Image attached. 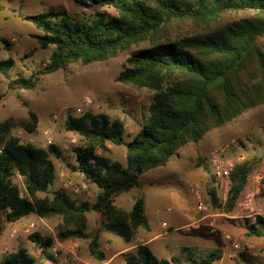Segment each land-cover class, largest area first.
Instances as JSON below:
<instances>
[{"label": "trees", "instance_id": "16d2710c", "mask_svg": "<svg viewBox=\"0 0 264 264\" xmlns=\"http://www.w3.org/2000/svg\"><path fill=\"white\" fill-rule=\"evenodd\" d=\"M76 3L81 7L76 15L65 8L19 14L41 32L33 36L39 46L53 50L48 61L29 77L12 79L9 71L14 60L0 59V75L8 80L9 89L33 90L43 76L66 71L72 64L106 61L146 41L155 42L175 22L191 21L203 29L192 36L155 42L130 54L117 81L153 92L148 117L132 141H126L124 124L107 113L88 110L67 115L66 130L84 141L73 149L75 164L70 168L100 189L93 203L77 202L63 190L53 189L57 171L52 157L62 156L58 147L35 148L10 136L17 125L28 134L36 133L40 124L36 111L28 109L25 120L8 119L0 124V212L5 220L18 222L31 214L41 218L58 215L63 222L57 238L62 242L86 241L90 256L105 262L107 253L101 247L104 233L132 243L139 228L151 231L145 196L139 195L132 210L126 211L116 204L120 195L140 188L142 176L165 166L181 148L198 143L212 130L264 104V52L259 45L264 38V0ZM106 8H113L118 16H109ZM231 16L239 18L229 20ZM0 43L10 45L3 38ZM23 104L28 107L27 102ZM110 146L126 148L125 164L106 157ZM195 166L209 175L207 194L212 207L233 213L247 187L252 164L243 163L233 169L226 201L219 195L208 160L199 156ZM17 177L23 180L24 194ZM89 213L99 217L92 231L88 227ZM246 231L248 238H264V218L257 216L255 222L248 221ZM31 239L40 242L47 258L55 261L50 253L52 239L37 235ZM181 250L189 253L187 264H215L223 257L220 249L200 257L189 247ZM0 264H37V259L20 248L5 255ZM126 264H179V260L159 258L149 246L139 245L134 253L126 255Z\"/></svg>", "mask_w": 264, "mask_h": 264}, {"label": "rangeland", "instance_id": "374dc122", "mask_svg": "<svg viewBox=\"0 0 264 264\" xmlns=\"http://www.w3.org/2000/svg\"><path fill=\"white\" fill-rule=\"evenodd\" d=\"M80 1L90 2V0ZM62 8L75 15L81 10L76 0H0V38L8 40L10 43L9 47H4L0 43V59L12 58L14 60V65L9 71L12 79L29 77L36 68L48 61L53 50V48L42 49L39 46L33 36L40 35L41 32L35 29L32 24L23 21L19 14H38L50 9ZM105 12L112 17L118 16L113 8H106ZM237 18L239 17L231 16L229 20ZM199 32H203V29L191 21L175 22L167 26L155 42L176 40ZM155 42L146 41L133 47L132 50L120 52L106 61L89 65L72 64L66 71L43 76L33 90H11L8 87V80L0 75V124L8 119L25 120L28 117V109H33L40 117L37 132L28 134L17 125L12 129L10 136L18 138L21 144L27 146L48 149L54 145L61 151L60 158L52 157L57 171L54 190H63L77 202L93 203L95 201L100 189L70 168V165L75 164L73 149L83 144L84 141L66 130V117L68 114L78 115L88 110L95 113H107L113 119H118L124 124L126 141H132L139 134L143 122L148 117V108L153 92L132 84L119 83L117 78L125 68L132 52L149 48ZM259 45L264 52V38L261 39ZM86 97L92 99V104L88 107L84 104ZM23 101L28 103V107L23 104ZM207 137L210 143L213 141L212 151L215 149L224 151L220 156L224 166L228 163H233L235 167L243 163L252 164L253 169L247 188L250 187L251 191L256 192L255 210L253 212L240 211L236 206L231 216L237 218L231 220L210 216L200 223L202 226L197 230L171 233L170 240L166 242L167 247H162L161 250L154 251V253L159 258H162L161 254H164L168 258H177L179 264H187L189 253H183L181 250L183 247L193 249L192 252L196 257L205 256L213 249H220L226 255L225 262L229 261V264H264V238L246 237V225L248 221H252L258 216L255 213H260L264 217V104L241 115L224 127L212 130L208 135L203 136L201 141ZM49 139L52 140L51 145L48 143ZM192 144H196V142ZM106 157L111 161L125 164L126 148L110 146V152L106 153ZM257 176L261 180L256 183ZM66 181H73L79 187L85 188L79 193H75L72 189L64 186ZM140 181V188L124 193L116 199L118 206L128 211L132 209L139 195H144L147 198L152 189L171 190L178 186L172 183L152 182L146 176H142ZM16 183L24 194L22 178L17 177ZM199 191L208 211L206 213L199 212L194 198H191L190 205L186 206L188 211L194 213L195 219H201L206 214L217 213L208 197L207 187H202ZM184 201L186 202V200ZM147 217L151 221V217L148 215ZM98 221V215L88 214L89 231L96 228ZM228 221H232V224H228ZM62 222V218L58 215L41 218L37 214H31L18 222H8L0 212V262L5 255L24 248L36 257L37 264H126V255L134 253L136 250L125 252L113 261L100 262L90 256L86 241L68 240L62 242L57 238V232ZM227 224L229 230L224 231ZM140 233H137L136 239ZM104 234L110 235L108 240ZM104 234L101 237V247L106 248L107 252L105 249L103 250L109 259L113 253L125 245H136L135 241L125 243L120 237L109 233ZM225 234H231L232 238L239 243L240 248H229L230 244L223 238ZM36 235L41 239L50 238L53 240L54 244L50 253L53 256L54 251L57 253V256H54L55 261L47 258L40 242L31 239ZM198 238L201 243L195 244V246H192L194 244L188 241L189 239L198 240ZM230 255L233 257L230 258Z\"/></svg>", "mask_w": 264, "mask_h": 264}, {"label": "crops", "instance_id": "0c3cea01", "mask_svg": "<svg viewBox=\"0 0 264 264\" xmlns=\"http://www.w3.org/2000/svg\"><path fill=\"white\" fill-rule=\"evenodd\" d=\"M212 144L213 141L210 143L208 137L204 141L198 142L196 144H192V143L188 144L186 147L181 148L177 152V154L174 157H172L171 160L165 166L157 169H153L149 171L148 174L144 175L146 176V178L148 177L149 180L152 182L165 183V184L172 183L178 186H176V188L171 190H166V188H163L164 190L152 189L148 193L149 197L145 198L146 215L151 217V221H149L151 226V231L148 232L142 228H139L137 230V233L138 234L139 232L141 233L140 235H138L137 239L135 238L136 245L134 246L128 244L125 245L119 251L113 253V256L110 259L108 257L107 260L113 261L116 257L124 254L125 252H129L131 250L136 249L139 245H147L150 247V249L153 252L159 249L161 250L162 247L166 248L167 247L166 242L170 240L169 236L171 233L189 232L192 230L193 231L197 230L202 226L200 223L204 221L206 218H209L210 216L223 217L228 220L237 218L236 216H231L232 214L224 213L218 209H215V212L217 213L213 215L206 214L201 219H195L194 213L192 211L189 212L188 208L186 207L190 205L191 198H194L196 200V197L192 192L193 189L199 190L202 187H208L209 175L202 168H197L195 166V162L199 156L205 157L209 162L211 153L213 152L211 150ZM192 161L193 164H191ZM259 178H260L259 176L255 178L256 183ZM246 191H251V188L246 187L244 193ZM219 195L222 198L220 192ZM184 200H186V202ZM196 208H197V203H196ZM207 211L208 209L204 211V213H206ZM227 223L232 224V221L230 222L228 221ZM228 224H227V228L224 227L223 229L224 231L229 230ZM167 229H172V230L169 231ZM226 235H230L232 237L231 234H225V236ZM104 236H106V239L108 240L109 238L108 236L110 235L104 234ZM225 236L223 237L224 240H225ZM188 241L194 244L192 246L201 243L199 238L198 240L189 239ZM229 244H230L229 248L230 247L232 249L240 248L239 243H237L234 239H233V244L232 243ZM234 244H237L238 248H236ZM102 249L106 250V248H102ZM225 256L226 255L223 254L222 259L218 262H222L223 264H229V261L225 262V258H226ZM160 257L168 260L171 259V257L168 258L164 254H161ZM231 257L233 256L230 255V258Z\"/></svg>", "mask_w": 264, "mask_h": 264}, {"label": "built area", "instance_id": "2783aa9c", "mask_svg": "<svg viewBox=\"0 0 264 264\" xmlns=\"http://www.w3.org/2000/svg\"><path fill=\"white\" fill-rule=\"evenodd\" d=\"M85 106H90L92 104V99L90 97H86L84 100ZM48 143L51 145L52 140L49 139ZM224 151L220 149H215L210 156L209 163L213 169V173L216 179V187L217 190L220 192L222 195V198L224 201L227 200L228 195L230 193V190L232 188V179H231V173L233 169L235 168V165L233 163H228L226 166H224L220 160V156ZM1 153V150H0ZM243 160V159H242ZM261 178L258 179L257 182H259ZM64 186L66 188L72 189L75 193H79L82 189L85 187L81 188L79 187L75 182L73 181H66L64 183ZM193 194L196 197L197 201V209L200 212H204L207 210V206H205L203 200H202V195L199 190H192ZM255 198H256V192L255 191H246L243 194V197L241 200L237 203V208L240 209V211H248V212H253L255 210ZM255 215L261 216L260 213H255ZM256 218V217H255ZM255 218L252 219V222H255ZM214 231V230H213ZM225 240L228 243L233 244V239L230 235L225 236ZM236 248H238L237 244H234ZM54 256H57V253L54 251Z\"/></svg>", "mask_w": 264, "mask_h": 264}]
</instances>
